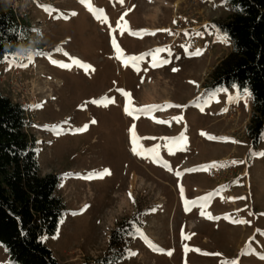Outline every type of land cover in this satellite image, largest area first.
Instances as JSON below:
<instances>
[{"label":"rangeland","instance_id":"rangeland-1","mask_svg":"<svg viewBox=\"0 0 264 264\" xmlns=\"http://www.w3.org/2000/svg\"><path fill=\"white\" fill-rule=\"evenodd\" d=\"M10 5L24 34L42 30L31 59L5 57L0 92L26 110L40 175L60 179L65 214L42 238L57 260L264 264V134L257 149L245 136L249 94L208 91L231 49L225 0Z\"/></svg>","mask_w":264,"mask_h":264},{"label":"trees","instance_id":"trees-1","mask_svg":"<svg viewBox=\"0 0 264 264\" xmlns=\"http://www.w3.org/2000/svg\"><path fill=\"white\" fill-rule=\"evenodd\" d=\"M225 2L231 13L215 28L231 49L215 66L208 91L235 88L249 94L245 136L257 149L264 134V0ZM23 28L11 5L0 0V66L9 56L7 42L23 36ZM27 123L25 108L0 92V245L12 264H63L42 240L56 234L65 214L63 201L55 196L60 179L40 175ZM124 235L114 230L110 247Z\"/></svg>","mask_w":264,"mask_h":264},{"label":"clouds","instance_id":"clouds-1","mask_svg":"<svg viewBox=\"0 0 264 264\" xmlns=\"http://www.w3.org/2000/svg\"><path fill=\"white\" fill-rule=\"evenodd\" d=\"M6 4H11V0H5ZM42 39L41 29H30L28 32L19 36L15 41H8L5 49L6 53L11 58L12 56L17 59L21 57H32L35 55L39 48Z\"/></svg>","mask_w":264,"mask_h":264},{"label":"snow or ice","instance_id":"snow-or-ice-1","mask_svg":"<svg viewBox=\"0 0 264 264\" xmlns=\"http://www.w3.org/2000/svg\"><path fill=\"white\" fill-rule=\"evenodd\" d=\"M81 2L82 3H86L87 0H81ZM73 15H75V13H73ZM57 51H61V49H57ZM156 51L159 52L161 50H156ZM65 55H67V53H65ZM150 55L153 56V60L156 62V64L167 63V61H158L156 59L155 54H153V53H150ZM28 59H31V57H28ZM129 59L136 60V59H142V57H130ZM50 62L53 63V64H57L58 66L63 67V68H70L72 66L71 64H65L63 62H59V61H56V60H50ZM72 63L77 65V66L83 67L85 71H87L89 69V67H90L88 65H83L79 60H76L75 58L72 59ZM156 64H154V66H156ZM20 66L21 67H26L27 65L20 64ZM173 70L175 71L176 69H173ZM133 150L136 151L135 148ZM105 174H108L107 170H105ZM240 222H243V221H240ZM225 264H227V262H225Z\"/></svg>","mask_w":264,"mask_h":264},{"label":"built area","instance_id":"built-area-1","mask_svg":"<svg viewBox=\"0 0 264 264\" xmlns=\"http://www.w3.org/2000/svg\"><path fill=\"white\" fill-rule=\"evenodd\" d=\"M22 105V104H21ZM26 115H27V113H26Z\"/></svg>","mask_w":264,"mask_h":264},{"label":"crops","instance_id":"crops-1","mask_svg":"<svg viewBox=\"0 0 264 264\" xmlns=\"http://www.w3.org/2000/svg\"><path fill=\"white\" fill-rule=\"evenodd\" d=\"M8 258V257H7Z\"/></svg>","mask_w":264,"mask_h":264}]
</instances>
